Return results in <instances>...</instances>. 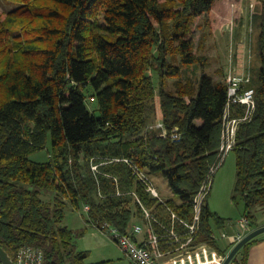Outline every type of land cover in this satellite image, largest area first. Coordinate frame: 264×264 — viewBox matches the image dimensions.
I'll return each mask as SVG.
<instances>
[{
	"label": "trees",
	"instance_id": "trees-1",
	"mask_svg": "<svg viewBox=\"0 0 264 264\" xmlns=\"http://www.w3.org/2000/svg\"><path fill=\"white\" fill-rule=\"evenodd\" d=\"M8 1L15 7L0 14V246L13 259L19 247L33 245L43 250V264H84L75 232L62 224L67 204H88V223L126 231L140 210L125 190L156 201L124 163L93 173L91 163L116 156L131 157L147 172L161 170L180 198L168 202L190 216L193 196L218 161L227 95L224 79L204 70L197 78L184 75L207 58L194 51L193 25L207 15L199 44L231 15L239 29L242 0ZM256 1L261 66L247 85L256 108L240 124L233 149L234 192L243 198L249 229L259 226L256 208H264V0ZM86 99L96 101L99 114ZM159 119L165 134L150 127ZM48 135L49 159L32 160ZM226 220L205 204L199 239L222 255L233 243L222 246L212 234ZM256 240L231 262L246 264Z\"/></svg>",
	"mask_w": 264,
	"mask_h": 264
},
{
	"label": "built area",
	"instance_id": "built-area-1",
	"mask_svg": "<svg viewBox=\"0 0 264 264\" xmlns=\"http://www.w3.org/2000/svg\"><path fill=\"white\" fill-rule=\"evenodd\" d=\"M233 6L234 4H232V8ZM249 7L247 14L250 19L249 34L246 37L252 32L254 4L250 3ZM229 19L228 25L233 27L235 23L233 15ZM246 46L244 45V47ZM235 49L234 44H230L228 68L224 75L227 95L221 117L218 161L210 166L193 196L190 216L181 215L175 206L168 202V199L159 196L146 169L131 157L116 156L105 158L99 163H91V169L95 175L99 172L100 165L124 163L129 168L134 180L148 192L150 197L156 199L154 203L147 204L134 189H127L125 192L133 196L140 210L138 216L141 218V222L130 224L126 231H121L117 226L106 221L100 225L91 224L99 230L107 232L133 264H221L225 257L208 242L199 241L198 237L202 230L203 209L211 191L213 176L227 154L233 151L240 124L250 121L256 108L254 88L247 87L251 81L249 61L245 65H237L235 61L237 50ZM248 53L250 56L249 48ZM150 127L161 128L165 134L161 120ZM172 136L177 138L176 133H173ZM114 180L116 194L120 195L122 190L119 181L117 178ZM83 209L87 212L90 206L86 204ZM240 223L244 227H248L249 219L243 216ZM250 230L248 229V231ZM136 235H142V238L137 239ZM221 236L230 239L235 244L244 234L228 235L222 232ZM212 238H216L214 233ZM13 260L14 264H43V250L33 245H23L19 247Z\"/></svg>",
	"mask_w": 264,
	"mask_h": 264
},
{
	"label": "rangeland",
	"instance_id": "rangeland-1",
	"mask_svg": "<svg viewBox=\"0 0 264 264\" xmlns=\"http://www.w3.org/2000/svg\"><path fill=\"white\" fill-rule=\"evenodd\" d=\"M250 3H253L255 6L257 1L242 0L241 11L244 14L242 16L245 17V24L239 28L240 31L236 28L235 23L233 27L228 25L230 22V19H228L227 22L218 27L212 34L207 33L205 40L200 44L199 39L201 33L203 32V25L205 24L207 15L202 14L195 19L193 25V30L195 32L194 51L199 55H205L207 58L205 59V66L200 68V66L196 67L192 64V66L184 72L185 76L189 75L192 78H197V76H200V71L204 70L214 79H224L225 68L223 67V64L228 65L229 62V43L232 44L239 40L242 36H247V34H249L248 26L250 19L247 14L250 9ZM14 7L15 5L12 2L8 0H0L1 15ZM253 29L254 43L252 51L250 52L249 64L251 77L253 80H256L259 67L261 66V60L258 52L259 50L256 48L255 43V38L258 33L257 23H253ZM239 51L241 55L243 49ZM175 78L176 77L167 78V81H172ZM155 80L158 85L157 75H155ZM85 102L91 111L93 110L95 114H99L96 101L86 99ZM50 148L51 138L50 135H48L44 147L31 153L29 157L35 161H47L49 159ZM225 159L213 176L211 193L206 199V203L209 205V209L211 211H214L221 217L227 219L223 227H218L217 225L213 227V233L215 234L217 241L219 238L221 239L222 232L230 233L237 229L238 220L243 216L244 212L243 198L241 195L235 194L234 192L236 180L235 152L230 151ZM148 174L153 185L157 189L159 196L169 198L176 203L179 202L180 198L170 188L161 170L148 172ZM40 196L42 199L49 200L51 199L52 194L42 193ZM130 203L134 209L133 202ZM255 214L258 218H262L264 220V208L257 207ZM86 218L87 212L84 211L83 207L75 208L72 205L67 204L62 222L63 225L69 227L75 232L74 242L76 249L86 253L84 264H133L107 232L101 231L92 226L86 221ZM140 219L141 218L139 216L134 217L131 224L141 222ZM224 240L227 239L220 240V244L222 246H226L228 244L226 241L223 242Z\"/></svg>",
	"mask_w": 264,
	"mask_h": 264
},
{
	"label": "crops",
	"instance_id": "crops-1",
	"mask_svg": "<svg viewBox=\"0 0 264 264\" xmlns=\"http://www.w3.org/2000/svg\"><path fill=\"white\" fill-rule=\"evenodd\" d=\"M240 13H241V15H244L242 13L241 9H240ZM242 17H243V23L241 24V26H243L245 24V19H244L245 17L244 16H242ZM234 21H235V19H234ZM251 26H252V32L250 33V35L248 37L242 36L239 40H237L236 42L233 43L234 47L237 50V53L235 55V61H236L237 65H239V66H240V64H244V65L247 64L248 61H249V58H250L249 53H248V48L250 49V52H251L252 51V46H253V43H254V40H253V31H254V29H253V21H252V25ZM239 31H240V29H239ZM238 36H240V35H238ZM229 44H231V43H229ZM244 45H247V46L244 47ZM241 49H243V52L240 55V51L239 50H241ZM249 66H250V64H249ZM223 67L225 68V71H224V74H225V72H226V70L228 68V65L227 64L226 65L223 64ZM221 73H222V71H221ZM216 80H219V79H216ZM158 118H160L159 115H158ZM228 154H227V156H228ZM210 193H211V191H210ZM210 193H209V195H210ZM166 199H169V198H166ZM208 207H209V205H208ZM256 218H257L256 222L259 225L264 224V220L262 218H258L257 216H256ZM240 219L238 220L237 229L234 232H230V233L225 232V233L228 234V235H236V234L243 233L245 235L247 233L248 229L250 228V226L244 227L240 223ZM131 223H132V221H131ZM257 236H258V240H256L255 242L251 243L248 246L247 250H246V253H247V263L246 264H264V232L259 234V235H257ZM199 237H200V235H199ZM199 237H198L199 241L206 242V241L200 240ZM136 238L137 239H141L142 235H136ZM221 239H227V240H224L223 242L226 241V243L228 242V244L232 243L231 240L228 239V238L221 237ZM221 239L220 238L218 239L219 244H220V240ZM229 264H236V262H230Z\"/></svg>",
	"mask_w": 264,
	"mask_h": 264
},
{
	"label": "water",
	"instance_id": "water-1",
	"mask_svg": "<svg viewBox=\"0 0 264 264\" xmlns=\"http://www.w3.org/2000/svg\"><path fill=\"white\" fill-rule=\"evenodd\" d=\"M264 232V224L259 225L248 231L241 239H239L225 254L221 264H229L237 251L251 238ZM0 264H14L13 258L0 246Z\"/></svg>",
	"mask_w": 264,
	"mask_h": 264
}]
</instances>
